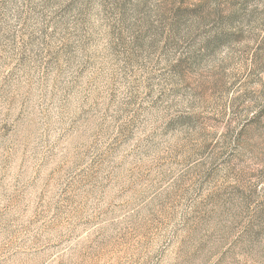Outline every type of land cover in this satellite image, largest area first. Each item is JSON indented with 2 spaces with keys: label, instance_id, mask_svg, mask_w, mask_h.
Listing matches in <instances>:
<instances>
[{
  "label": "rangeland",
  "instance_id": "374dc122",
  "mask_svg": "<svg viewBox=\"0 0 264 264\" xmlns=\"http://www.w3.org/2000/svg\"><path fill=\"white\" fill-rule=\"evenodd\" d=\"M0 264H264V0H0Z\"/></svg>",
  "mask_w": 264,
  "mask_h": 264
}]
</instances>
